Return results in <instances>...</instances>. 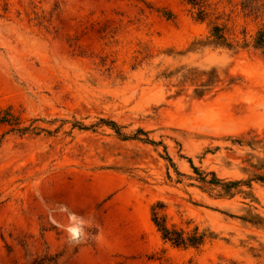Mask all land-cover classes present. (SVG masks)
<instances>
[{"label": "rangeland", "instance_id": "obj_1", "mask_svg": "<svg viewBox=\"0 0 264 264\" xmlns=\"http://www.w3.org/2000/svg\"><path fill=\"white\" fill-rule=\"evenodd\" d=\"M254 1L207 0L197 22L187 0H0V264H264V226L242 219L264 218V184L219 197L190 164L264 173V50L192 49L211 23L252 41ZM158 201L214 238L165 244Z\"/></svg>", "mask_w": 264, "mask_h": 264}, {"label": "trees", "instance_id": "obj_2", "mask_svg": "<svg viewBox=\"0 0 264 264\" xmlns=\"http://www.w3.org/2000/svg\"><path fill=\"white\" fill-rule=\"evenodd\" d=\"M242 1V8L248 10L249 12H253L257 10L256 6H254L255 1L252 4L248 3L247 0ZM207 0H187V3L191 5L193 8H197L198 12L195 16V20L197 22H206L208 19V12L205 10V4ZM259 12V10H257ZM253 47L257 50H264V31H259L252 41L244 40L242 43L233 42L227 36L224 28L215 23H211L209 26V34L205 38L197 39L192 43V49L198 50L200 48L205 47H213V48H223L233 52H238L241 49H246L248 47ZM214 79V80H213ZM215 78L211 77L207 81V83L198 85L195 89V96L201 98L208 92L211 88V84L214 83ZM104 122V121H103ZM108 123L113 130H115L120 136V132L118 131V125L113 121L105 122ZM141 133H144L141 131ZM145 143L157 145L156 142L146 139L142 140ZM168 161L172 162V159L168 156ZM191 167L194 170V173L197 177L193 178L200 184L201 190H208L211 192H217V196L219 197H233L236 194L243 193L248 195L247 192L242 190V187L252 188V183H260L264 184V173H255L253 177L249 180H226L221 179L217 176L215 172H202L199 168L195 167L193 163L190 161ZM260 170H264V164L261 166ZM165 204L161 201L154 203L151 206V220L153 225L155 226L157 232L160 234L162 241L165 244H169L170 246L177 249H195L200 250L208 240L214 238L212 232L205 230L203 232L199 231L198 227H195L191 232H186L182 228H178L176 226H170L167 222V217L164 213ZM245 222L251 223L255 226H264V218L260 215H251L242 218ZM59 255L50 256L49 254H45L43 256L35 257L28 264H58Z\"/></svg>", "mask_w": 264, "mask_h": 264}]
</instances>
